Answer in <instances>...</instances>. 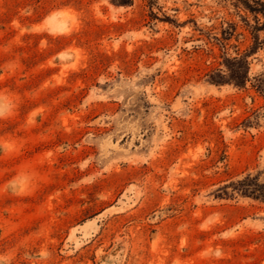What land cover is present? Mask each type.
Here are the masks:
<instances>
[{
	"label": "rangeland",
	"instance_id": "1",
	"mask_svg": "<svg viewBox=\"0 0 264 264\" xmlns=\"http://www.w3.org/2000/svg\"><path fill=\"white\" fill-rule=\"evenodd\" d=\"M249 174L264 0H0V264H264Z\"/></svg>",
	"mask_w": 264,
	"mask_h": 264
},
{
	"label": "trees",
	"instance_id": "2",
	"mask_svg": "<svg viewBox=\"0 0 264 264\" xmlns=\"http://www.w3.org/2000/svg\"><path fill=\"white\" fill-rule=\"evenodd\" d=\"M241 85V82L236 83ZM234 191H238L246 196H254L264 200V183L259 181L258 176L247 175L245 178L231 183Z\"/></svg>",
	"mask_w": 264,
	"mask_h": 264
}]
</instances>
